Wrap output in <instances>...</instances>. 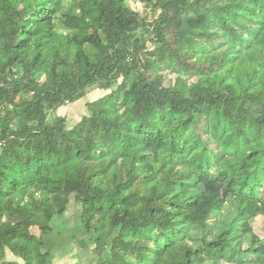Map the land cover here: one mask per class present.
<instances>
[{"label": "trees", "instance_id": "trees-1", "mask_svg": "<svg viewBox=\"0 0 264 264\" xmlns=\"http://www.w3.org/2000/svg\"><path fill=\"white\" fill-rule=\"evenodd\" d=\"M127 2L0 0V264H264V0Z\"/></svg>", "mask_w": 264, "mask_h": 264}, {"label": "rangeland", "instance_id": "rangeland-1", "mask_svg": "<svg viewBox=\"0 0 264 264\" xmlns=\"http://www.w3.org/2000/svg\"><path fill=\"white\" fill-rule=\"evenodd\" d=\"M155 0H128V7H129V13L132 17H135L136 14H139L141 17H144L147 20V23L149 21L153 20V13L151 11V5L154 3ZM23 3L20 7L24 8ZM252 38V37H248ZM166 79V82H169L172 77L171 76H164ZM167 84V83H166ZM106 92L102 91H92L89 93V95L79 102L69 105L67 107L60 108L57 112V116L65 117L67 119V124L69 127H73L74 125L78 124L81 119L87 115V109L86 104L88 102H92L103 95H106ZM178 116H175L173 114H170L166 111H160L156 113V115L153 118V122L162 129L165 123H171L177 119ZM211 139L217 140L215 134L210 135ZM82 158V157H81ZM78 161H80V159ZM230 180L226 184L225 187H222V194L223 198L226 195V191L229 188ZM73 212L74 209L71 206L69 213L66 215V219L61 222V224L65 225H71L73 221ZM116 215L119 216V212H116ZM72 221V222H71ZM227 219L221 218L218 222V227L223 224H227ZM34 232L38 234V231L35 229ZM70 235H65V240L63 243H60L58 247H56V252L54 255V260L52 261V264H101L102 261L105 258V255L101 252H94L93 248L95 247L91 241L90 238H78L77 240L68 243L67 237ZM253 242L256 246V253L257 256L261 255L264 252V216H259L256 218L253 224ZM6 261L9 262H20L18 259H16L12 255H8L6 257Z\"/></svg>", "mask_w": 264, "mask_h": 264}, {"label": "crops", "instance_id": "crops-1", "mask_svg": "<svg viewBox=\"0 0 264 264\" xmlns=\"http://www.w3.org/2000/svg\"><path fill=\"white\" fill-rule=\"evenodd\" d=\"M73 215H74V212H73ZM65 219H66V218H65ZM65 219H64V220H65ZM73 219H74V217H73ZM71 222H72V221H71Z\"/></svg>", "mask_w": 264, "mask_h": 264}, {"label": "built area", "instance_id": "built-area-1", "mask_svg": "<svg viewBox=\"0 0 264 264\" xmlns=\"http://www.w3.org/2000/svg\"><path fill=\"white\" fill-rule=\"evenodd\" d=\"M1 145V144H0Z\"/></svg>", "mask_w": 264, "mask_h": 264}]
</instances>
